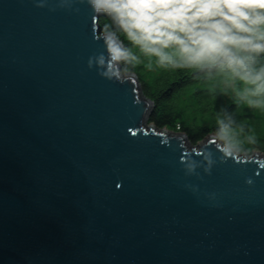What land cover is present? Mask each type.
<instances>
[{"label": "water", "instance_id": "water-1", "mask_svg": "<svg viewBox=\"0 0 264 264\" xmlns=\"http://www.w3.org/2000/svg\"><path fill=\"white\" fill-rule=\"evenodd\" d=\"M56 4L0 0V264H264V154L186 176L208 136L149 123L135 73L88 68L86 0Z\"/></svg>", "mask_w": 264, "mask_h": 264}, {"label": "clouds", "instance_id": "clouds-1", "mask_svg": "<svg viewBox=\"0 0 264 264\" xmlns=\"http://www.w3.org/2000/svg\"><path fill=\"white\" fill-rule=\"evenodd\" d=\"M34 2L39 8L48 5V0ZM73 2L57 0L56 7L71 8ZM86 2L94 13V38L103 49L91 55L87 64L99 76L124 83L140 65L149 70H192L239 88V98L250 108L264 103V0ZM100 16L108 21L102 27L97 24ZM241 131L230 119L218 120L209 142L196 153L202 158L181 157L185 175H199L200 168L211 174L218 162H252L255 150L243 146ZM129 132L137 135L132 129ZM209 145L215 151L207 150ZM246 183L251 185L253 180L248 178ZM186 187L196 191L195 186Z\"/></svg>", "mask_w": 264, "mask_h": 264}, {"label": "trees", "instance_id": "trees-1", "mask_svg": "<svg viewBox=\"0 0 264 264\" xmlns=\"http://www.w3.org/2000/svg\"><path fill=\"white\" fill-rule=\"evenodd\" d=\"M99 26L108 22L101 16ZM264 62V60H262ZM141 91L151 98L153 111L149 123L157 128L166 124L186 133L193 145L203 141L220 119H230L235 128L242 129L239 137L249 152L264 154V103L250 108L236 93L222 87V80L208 78L192 70H149L144 65L134 69ZM249 140L255 143L249 144Z\"/></svg>", "mask_w": 264, "mask_h": 264}, {"label": "rangeland", "instance_id": "rangeland-1", "mask_svg": "<svg viewBox=\"0 0 264 264\" xmlns=\"http://www.w3.org/2000/svg\"><path fill=\"white\" fill-rule=\"evenodd\" d=\"M222 87H224L226 91L229 90L230 94L234 95L236 93V87H232L230 85H226L224 81L222 82ZM255 152H258V151H255Z\"/></svg>", "mask_w": 264, "mask_h": 264}]
</instances>
